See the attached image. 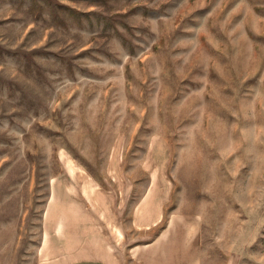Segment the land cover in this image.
<instances>
[{"label": "rangeland", "instance_id": "1", "mask_svg": "<svg viewBox=\"0 0 264 264\" xmlns=\"http://www.w3.org/2000/svg\"><path fill=\"white\" fill-rule=\"evenodd\" d=\"M158 136L203 264H264V0H0V264L49 259L67 214L137 235Z\"/></svg>", "mask_w": 264, "mask_h": 264}, {"label": "crops", "instance_id": "2", "mask_svg": "<svg viewBox=\"0 0 264 264\" xmlns=\"http://www.w3.org/2000/svg\"><path fill=\"white\" fill-rule=\"evenodd\" d=\"M169 146L165 138L155 137L145 156L144 168L150 181L131 216L137 235H128L122 227L120 213L112 212L111 205L105 208V214H101V220L107 219L108 223L97 235L86 233L90 231L89 224L92 227L91 219L85 215L70 219L72 216L67 214L66 234L63 239H58L60 244L50 235L51 243L44 246L50 257L41 259L38 264H203L200 221L179 213L165 217L173 190L167 173L171 155ZM133 187L131 190L124 188L125 192L129 190L131 195ZM119 194L122 197L127 193L120 188ZM115 197H118V191ZM116 203L117 200L115 206ZM164 219L166 223L160 226ZM75 227L80 228L81 233L71 232ZM113 228L115 231L111 232ZM47 230L54 231L51 227ZM123 238L128 239V244L126 240L123 243Z\"/></svg>", "mask_w": 264, "mask_h": 264}]
</instances>
